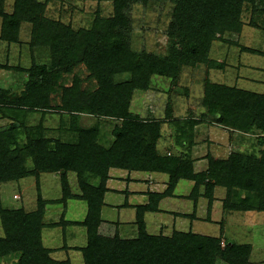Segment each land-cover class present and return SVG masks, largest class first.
<instances>
[{
    "label": "trees",
    "instance_id": "16d2710c",
    "mask_svg": "<svg viewBox=\"0 0 264 264\" xmlns=\"http://www.w3.org/2000/svg\"><path fill=\"white\" fill-rule=\"evenodd\" d=\"M112 1V16L104 18L97 13L90 28L75 30L47 18L46 3L41 0H14L11 13L5 8V0H0V40L20 43L21 25L29 23L30 47L49 48L59 66L54 70L48 64H33L26 70L29 81L24 91L20 95L5 91L7 97L1 105L9 107L16 117L25 109L40 110L43 117L52 109L69 114V122L62 119L56 137L48 136V130L40 125L25 123L0 131V185L27 177H36L38 182L35 209H10L0 203V259L17 257L14 264H73L69 258L59 260L52 256L53 250L43 243L42 231L47 204L76 198L87 204L85 218L65 221L62 217L50 226L85 227V246L71 248L81 252L82 264H250V244L223 242L222 235L191 230L150 234L145 214L160 212V201L173 194L181 179L194 182L188 196L194 202V212L184 216L196 217L201 196L207 199L210 212L217 187L226 191L222 201L225 211L264 213V90L258 93L205 80L204 117H212L216 125L230 130L232 135H257L261 150L259 156L236 150L227 157L208 154L207 168L199 172L195 171L190 150L195 128L203 123L200 119H172L177 124L176 140L187 151L180 155L160 154L157 145L163 123L141 119L130 112V105L134 92L147 90L153 76L175 82L183 66L206 63L213 69L223 68V62L209 58L213 43L223 40L225 34L242 33L245 10H251L253 16H264V0H173L168 31L173 44L165 56L133 50L126 34L131 24L125 13L129 0ZM241 49L264 54L250 47ZM81 66L88 72L85 79L75 72ZM118 74H128L130 78L118 82ZM65 75H73L71 84L61 82ZM86 81L92 86L85 88ZM171 111L168 107L169 117ZM80 114L121 120L122 125L113 131L114 143L109 148L102 146L97 127L79 126ZM22 137L24 140L20 141ZM111 168L165 173L169 178L163 193L151 194L148 204L136 207L137 235L132 238L120 235L118 222L102 218ZM43 173H60L59 199L46 200L41 195L39 177ZM69 173L76 175L79 194L71 192ZM94 178L99 181L97 185L91 181Z\"/></svg>",
    "mask_w": 264,
    "mask_h": 264
},
{
    "label": "rangeland",
    "instance_id": "374dc122",
    "mask_svg": "<svg viewBox=\"0 0 264 264\" xmlns=\"http://www.w3.org/2000/svg\"><path fill=\"white\" fill-rule=\"evenodd\" d=\"M41 1L46 3L45 15L47 18L71 25L75 30L90 28L97 13H100L104 18L113 15L112 0ZM13 3L14 0H5V8L10 13L13 10ZM173 6V0H147L146 3L143 0H129L125 13L130 17L131 24L130 30L126 31V34L134 51L154 53L161 56L169 53L173 44L168 36ZM255 17L256 19H254ZM243 22L244 28L241 34L228 33L223 36L224 41L216 40L213 43L209 58L217 62H223V68L213 69L206 63H200L196 66H183L177 81L172 82L167 77L153 76L147 90H136L134 92L130 112L141 119L158 120L163 123L162 137L157 145L158 149L164 147L163 152L170 149L177 128V124H174L172 119L182 122L192 116L203 122L196 130L205 134L202 137L198 136L197 142L200 140L202 143L206 135L216 134L217 137L214 136V141H219L216 143H220L224 147V149H220V157H227L234 150L256 156L260 155L261 147L258 145L257 135L238 133L231 136L230 130L216 125L212 117L206 118L203 115L205 109L202 100L206 79L258 93L264 90V54H252L241 49L245 46L264 52V16L258 14L253 16L252 11L247 9L243 13ZM20 40V43L13 44L0 40V65L2 66L0 68V131L7 130L13 125L19 127L20 123H25L27 126L40 125L48 130V133H46L48 136L56 137L60 133L62 119L66 120L67 123L69 122L67 112L52 109L43 117L40 110L27 111L25 109L17 114L19 117H16L8 109L9 107L1 105L3 98L7 97V94H4L5 91H8L11 95H20L24 91L29 81V73L26 70L33 64H48L54 70L59 68L57 57L51 53L49 48L30 47L31 25L29 23L21 25ZM233 43H238V45ZM75 72L82 79H85L88 74L84 66L77 68ZM63 77L61 82L71 84L73 75ZM129 78L128 74H118L115 77L118 82ZM89 85L92 86L89 81L84 83L85 88ZM168 107L172 109L170 117L167 113ZM78 124L83 128L97 127L100 131L99 143L109 148L115 141L113 131L116 127L122 125V121L113 117L80 114ZM213 130L214 132H212ZM223 132L224 134L229 132L230 140ZM23 140L22 137L20 141ZM160 154L162 153L160 152ZM219 155H216L217 158H219ZM203 158L205 157L203 156ZM41 176L43 177L42 187L45 191V197L48 200L60 197L62 194L60 181H54L51 179L53 176L44 173ZM72 176L75 175L72 174ZM37 183L36 177H27L20 181L1 184L0 203L3 207L10 209L19 207H25L27 210L35 209L38 197ZM221 194V196H218L220 201L214 204L210 212H208L206 203L204 206L202 205L204 208L202 207L203 209L199 210V214L206 220L194 222L193 229L204 235H222L223 242L231 240L237 243L250 244L252 246L250 264H264V213L258 211L227 212L222 207V201L226 194L225 189L221 191ZM176 204L181 210L188 207V204L186 205L183 200ZM192 212L193 210H190L189 213ZM207 215L210 217H207ZM67 216L74 217L69 214ZM154 216L155 214L151 213L147 218L150 234L158 232L156 227H153L152 218ZM81 217L75 215L74 219L80 220ZM209 218L211 221L208 220ZM167 223H169L168 235L172 232L171 227L178 230L189 229L188 219H178L176 224H173L171 220ZM85 232L77 240V243L84 246L87 242ZM1 234L2 229L0 228ZM121 234L124 238L128 237L124 230ZM59 241H62V238ZM59 241L48 243V245L53 243L51 246H61ZM57 253L54 255L59 259L64 255L62 251ZM70 256L73 264H82V254L79 251H70ZM16 260L17 257H6L0 259V264H14ZM218 264L225 263L219 261Z\"/></svg>",
    "mask_w": 264,
    "mask_h": 264
},
{
    "label": "crops",
    "instance_id": "0c3cea01",
    "mask_svg": "<svg viewBox=\"0 0 264 264\" xmlns=\"http://www.w3.org/2000/svg\"><path fill=\"white\" fill-rule=\"evenodd\" d=\"M200 125H202V123L197 125L195 128V135L193 139L194 143L190 150V154L192 158L194 159V168L196 172L203 171L207 168L208 160L206 156L208 154H211L212 156L217 157L216 155H219L221 153L220 149L221 148L224 149V147L221 146L220 143H216L219 141H216V140L214 141L213 138L214 136L217 137L216 134L214 135L212 134V136L206 135L205 138L203 139L204 140L202 142L203 144L200 142V140L199 142H197L196 139L199 137H202V135L205 134L202 131L196 130L197 127ZM212 132H214V130ZM224 135H227L226 137L228 138V140H230L229 132L228 134H224ZM162 150H164V147L162 149L160 148L158 149V151L161 152L162 154L168 155L171 153L173 155H180L183 152L184 147H181L178 144L176 140V136H175L171 143L170 149H168L166 152H163ZM184 151H187V150H184ZM203 156L205 158H203ZM44 174L53 176L51 179L54 181L55 180L60 181V173H44ZM72 174L75 175V173L68 174V180L70 183L71 192L72 194H79L80 190L78 187L76 175L73 177ZM41 175L39 177L41 195L43 196V198L48 200L47 197H45V191L43 190V187H42L43 177ZM168 179H169L168 175L165 173L128 171L124 169L111 168L109 171V178L106 182L107 191L104 195V205L102 207L103 220L110 221V222H118L121 236H122L121 232L124 230L125 233L128 234V237H125V238L135 237L136 232H137V228L135 225L136 207L148 204L149 199H150L149 196L151 194L163 193L168 187ZM91 181L95 185H97L99 182L98 179H95V178L92 179ZM193 185H194L193 181L181 179L177 183L173 191V194L170 195L169 197L163 198L160 201L159 203L160 212H147L145 214V222H146L147 231H148L147 218L152 213V214H155V216L152 218V223H153V227L155 226L156 231H158L156 234L163 233L165 235H168L169 233L168 224L169 223L167 222L168 221L170 222L171 220L173 221V224L174 223L176 224L178 219L179 220L180 219L189 220V229L187 230L182 229L180 231H190L191 230L195 233H198L197 231L193 229V225H194V222H197L200 220H206L203 218V216L199 214V210L204 208L203 206L205 205V203L207 207L208 201L203 196L199 198L198 203H197V208H196V217L191 218V217H187L183 215V214H192L194 212V202L192 199L188 197L192 191ZM222 190L224 189L221 187H217L215 189V200H214L212 209L214 207V204L220 201L218 196L222 195L221 194ZM61 196L62 194L60 195V197ZM60 197L52 199V200L59 199ZM182 200L186 202V205L188 204L187 205L188 209L186 208L185 210H181L180 207L177 206L176 203ZM175 201H178V202H175ZM45 210L46 211H45V216H44V222L46 225L42 231V239H43L44 245L53 250L52 256L54 258L59 259L54 254L57 253L58 251H62L64 255L59 260H63L67 258L71 259L70 251H78V250H74L71 248L78 247V246L79 247L84 246V245H80L81 243H77V240L81 238L82 235L84 234V231H86L85 227L81 225H73V224H65V225L62 224L58 226H50V224L59 222L62 216L65 221H82L85 218L86 213H87L86 202L84 200L76 199V198L69 199L66 203H63V202L49 203L46 205ZM190 210L191 211L193 210V212L189 213ZM67 214L74 216V217H68ZM75 215H80V217L81 216L82 217L80 220L74 219ZM208 216L209 215H207V217ZM208 220L211 221L210 219ZM171 228H172L171 230L172 232L174 230H178V229H174V227H171ZM85 235L87 236L86 232H85ZM60 238H62V241H59ZM57 240L61 243V246H57V247L55 246L56 247L55 248L54 246H51L53 243L51 245H48V243H51L54 241L57 242ZM79 253L81 252L79 251Z\"/></svg>",
    "mask_w": 264,
    "mask_h": 264
}]
</instances>
